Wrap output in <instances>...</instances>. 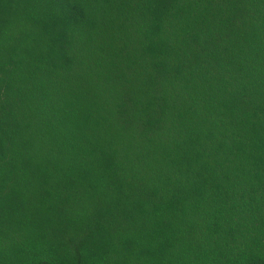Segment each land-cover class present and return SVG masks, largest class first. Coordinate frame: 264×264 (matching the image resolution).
Segmentation results:
<instances>
[{
    "label": "trees",
    "instance_id": "obj_1",
    "mask_svg": "<svg viewBox=\"0 0 264 264\" xmlns=\"http://www.w3.org/2000/svg\"><path fill=\"white\" fill-rule=\"evenodd\" d=\"M0 264H264V0H0Z\"/></svg>",
    "mask_w": 264,
    "mask_h": 264
}]
</instances>
